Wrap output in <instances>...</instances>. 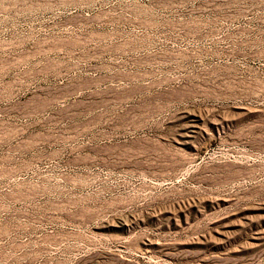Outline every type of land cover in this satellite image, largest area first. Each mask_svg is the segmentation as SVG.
<instances>
[{
    "label": "rangeland",
    "instance_id": "1",
    "mask_svg": "<svg viewBox=\"0 0 264 264\" xmlns=\"http://www.w3.org/2000/svg\"><path fill=\"white\" fill-rule=\"evenodd\" d=\"M0 264H264V0H0Z\"/></svg>",
    "mask_w": 264,
    "mask_h": 264
}]
</instances>
